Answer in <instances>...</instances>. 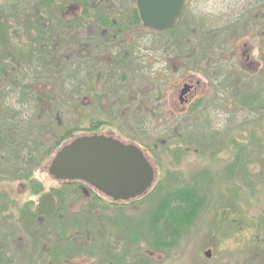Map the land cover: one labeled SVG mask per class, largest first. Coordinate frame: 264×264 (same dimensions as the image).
<instances>
[{"label": "rangeland", "instance_id": "1", "mask_svg": "<svg viewBox=\"0 0 264 264\" xmlns=\"http://www.w3.org/2000/svg\"><path fill=\"white\" fill-rule=\"evenodd\" d=\"M115 1L120 3L123 10L135 4V0ZM254 1L256 0H193L188 16L221 18L232 9L245 4L244 2ZM39 3L40 0H0V8L19 6L26 11L25 15H31ZM113 5L114 10H121L119 6ZM71 6L72 4L67 7V11ZM257 31L256 29L237 45L238 56L241 57L244 52L248 67H253L251 64H255L259 57ZM136 32V39L130 42V47L136 51L134 66L142 68L145 65L146 69L141 75L132 74L129 80L125 81L121 78L122 72L115 70L116 66L110 70L101 67L99 76L80 72V77H76L74 82H65V92L61 89V83L68 64L82 61L79 50L65 49L61 53L72 57L70 63L61 62L58 77H53L49 84L38 86L46 95H51L48 98L52 99L51 105L50 101L41 103L49 111H46L48 116L45 118L38 115V118L46 119L42 120L45 131L49 128L53 131L54 135L49 133L46 136L52 142H57V136L67 129L77 130L79 136H82L84 134L81 132L90 131L93 122L101 123L99 131L106 136L112 134L125 143H133L147 150L156 174L152 189L146 197L136 199L137 202L133 200L131 205H123L120 208L112 207L107 199H104L106 206L97 200L92 202V199L88 203V197L82 193L76 197L68 196V205L60 216L50 222L34 220L33 225L42 231L40 237L43 239L42 242H36L25 233L28 230L23 227L19 218L29 202L31 207L34 202V210H37L40 197L62 189L61 184L47 171L52 157L34 170L33 186L40 185L43 191L41 194L31 193L28 184H0V190L11 193L10 198L0 204V247H4L12 264H30L31 250L39 245L38 252L49 248L55 237L54 228L64 227L66 218L77 216L94 221L93 224L89 221L92 225L88 234L75 239L78 243L76 247L91 250L93 256L78 254L62 264H117L118 261L120 264H264V227L258 230L257 223H264V154H257L258 149L250 145L249 131L245 126L238 131L235 127H239V124L232 126L235 137L244 139L243 144L248 145V151L253 153L251 161L254 165L250 176L255 184V193L250 194L241 189L240 180L227 175V170L239 156L231 143L227 145L230 134L222 136L217 147L216 144L210 146L207 140V146L192 142L193 138L195 140L200 137L201 141H205L208 137L207 132L196 130L202 121L201 117L208 115V110L201 114L191 112L190 107L180 105L179 93L184 84L192 83L196 92L191 103L205 100L208 106L214 95L210 81L201 74L196 75L194 63L184 66L179 56L174 57L168 53L166 47H154L150 32L143 29H137ZM61 37L63 35L56 37V40ZM171 51H174L173 48ZM240 57L238 59H241ZM111 58L114 62L115 57ZM242 58L244 60L243 56ZM98 60L105 64L110 63L107 56ZM125 76L127 79V74ZM75 84H78V87L81 85V88L72 93L71 89ZM114 86L123 88V91L114 90ZM211 121L215 129H218L216 132L232 128L229 125L230 115H215L211 117ZM186 137L191 144L184 141ZM257 139L262 140V135L257 136ZM224 140L226 147H220ZM198 183L202 184L209 194V201L188 228L179 246L164 252L150 246L141 237L133 239L131 234L126 233L133 235L132 228L143 230L146 227L149 216L146 214L152 199L159 198L162 193L166 194L177 186ZM90 204L96 208H91ZM229 206H232L233 210L224 216L220 210ZM84 222L83 225H87V222ZM139 224H143L142 228ZM77 231L70 229L67 232L74 234ZM77 234L80 235V232ZM78 251L83 252L79 249ZM209 251L211 258L205 256ZM33 264L43 263L37 260Z\"/></svg>", "mask_w": 264, "mask_h": 264}, {"label": "trees", "instance_id": "2", "mask_svg": "<svg viewBox=\"0 0 264 264\" xmlns=\"http://www.w3.org/2000/svg\"><path fill=\"white\" fill-rule=\"evenodd\" d=\"M192 3L193 0H187L186 8L173 29L161 33L145 29L143 26L142 29L151 33L154 47H166L168 53L174 57L179 56V60L183 62L184 66L194 63L193 69L196 75L201 74L210 81L211 88L214 89L210 105L207 106L205 100H200L190 106L191 112L196 114L208 110V115L201 117L202 121L196 127L197 131L207 132L208 137L205 138V141H201L200 137L196 136L198 138L195 139L196 141L193 138L192 142L194 141L196 145L207 146L205 143L207 140L210 146L216 144L217 147L219 139L227 133L230 134L231 137L227 145L231 143L232 148L237 151L239 156L232 163V167L227 170V175L240 180L242 190L254 194L255 184L250 176L254 165V162L251 161L253 153L248 151V145L243 144L244 139H241L240 136L235 137L232 126L239 124V127H235L237 131L245 126L249 131L250 145L258 149L257 154H264V0L244 2L245 4L232 9L229 14H225L221 18L188 16ZM71 4L80 5L82 14H88V17H97L110 28H113L110 20L119 16L114 13L113 4H117L115 0H40L31 15H25L26 11L19 6L9 9L0 8V184L14 182L28 184L29 189L32 190L31 193L35 195H39L43 191L40 185L33 186L35 184L34 170L41 163L52 158L62 146L79 136L77 130L67 129L63 134L56 135L57 142L48 140L46 136L49 133L54 134L50 128L45 131L42 125L48 116L46 112L48 110L41 103L50 101L49 105H51L52 99L48 98L51 95H46L38 87L49 84L53 77H58L62 67L61 62L70 63L71 61L70 55L61 53L67 49V37L73 34L74 27L71 28V26L81 24V12H74L71 15H67L65 12ZM90 11L93 13L91 14ZM127 13L129 14L127 17L133 19L135 26L139 29L142 22L138 10H129ZM121 17L120 15L118 18ZM256 29L259 38V57L255 64H251L253 67H248L245 63L247 56L243 55L244 52L241 57L238 56L237 45L242 39L244 40L254 33ZM138 34L141 33L138 32ZM62 35L63 37L56 40V37ZM142 40L140 39V41ZM172 48L176 52H172ZM133 56L129 58L122 54L114 56L111 67L116 66L115 70L122 72V80H129L132 74L141 75L140 73L146 69L145 65L142 68L135 67L136 55ZM54 57H58L57 61ZM128 66L132 69H129ZM83 71L82 61L81 63L71 62L68 64L61 89L63 88L62 90L66 92L67 88L64 83L74 82L75 78L80 77V72L83 73ZM125 74H127V79ZM79 88L81 85L80 87L78 84L73 85L72 93L78 91ZM113 89L118 92L123 91V88L119 86H114ZM40 105H42L41 108ZM40 109H45V111ZM213 113L217 116L220 114L230 115L229 125L232 128L224 132H216L218 129H215L211 121V117L215 116ZM38 115H43L45 118H38ZM100 126L101 123L91 124L90 131L81 133L90 134ZM259 135H262V140L257 139ZM184 141L191 144L187 137L184 138ZM224 145L226 147L225 140L220 144V147H224ZM144 151L149 157V152ZM261 172H263L262 169ZM60 184L62 189L55 191L54 194L61 204L68 201V196L80 195L81 182ZM10 195L11 193L7 190H0V204L4 200H8ZM208 197L210 196L202 184L177 186L166 194L162 193L159 198L152 200L149 198L151 206L146 214L149 216L145 224L146 227L143 228L144 231L134 227L132 228L133 235L126 232V228L125 232L128 235L131 234L133 239L141 237L150 246L160 249V251L172 250L179 246L188 228L199 217L209 201ZM90 199L92 202L97 200L104 203V206L107 205L104 200L106 198L93 189L88 197V203ZM109 202L112 207L116 208L126 204L113 203L110 200ZM72 203L73 201L70 202V204ZM31 205L34 206V202ZM33 206L31 207L29 202L19 218L24 226H29L28 228L34 227L33 222L38 217L37 210H34ZM90 207L96 208L93 204H90ZM64 208L62 205L60 209ZM232 210V206L226 207L224 210L222 207L220 212L226 216ZM65 220L64 227L54 228L55 237L47 250L43 249L41 250L43 252H38L40 245H35L36 254H44L41 263L62 264L65 260L74 257V254L78 252L76 247L78 243L75 239L88 234V229L94 222L85 218H77V216L68 217ZM84 221L87 222V225H83ZM257 223L258 230H261L264 223L261 221ZM139 225L142 228L143 224ZM38 229L36 226L34 230L29 231L33 233ZM70 229H77L80 235L77 234L78 231L68 234L67 231ZM34 236L36 237L38 234L35 233ZM42 240L39 238L36 242H42ZM51 247H55L54 251L56 249H58L57 251H66L68 255L59 260H53L50 255L53 249L49 250ZM70 252L71 255H69ZM33 263H35L34 260L30 261V264ZM0 264H12L11 259L7 258L3 246L0 247ZM142 264L147 263L143 262Z\"/></svg>", "mask_w": 264, "mask_h": 264}, {"label": "water", "instance_id": "3", "mask_svg": "<svg viewBox=\"0 0 264 264\" xmlns=\"http://www.w3.org/2000/svg\"><path fill=\"white\" fill-rule=\"evenodd\" d=\"M135 1L143 26L160 33L176 26L187 3V0ZM48 173L59 182H83L114 202L138 199L155 182L154 167L139 147L96 134L77 137L64 145L52 159ZM38 213L45 218L56 215L57 203L52 193L40 199ZM205 256L211 258V252Z\"/></svg>", "mask_w": 264, "mask_h": 264}, {"label": "flooded vegetation", "instance_id": "4", "mask_svg": "<svg viewBox=\"0 0 264 264\" xmlns=\"http://www.w3.org/2000/svg\"><path fill=\"white\" fill-rule=\"evenodd\" d=\"M115 6L117 7L119 6L118 8H120L121 10L120 11L119 9L115 10L114 13L119 16L121 15L122 17L118 18L119 16H116L115 19L110 20V22L113 24L112 25L113 28L108 27L104 22L97 19V17H88V14H82V8L80 7V5H72L69 11L66 12L67 15L74 13V12L76 13L81 12V15H80L81 24L71 26V28L74 27V30L72 32L73 34H70L66 39L67 41L66 47L67 49L70 48L71 50H74V49L79 50L78 53L80 57H82V66L84 67L83 73H87L90 75L98 74L99 76V74H101L102 72L100 71L102 70L100 69L101 67H103V69L107 68L109 70L112 68L111 66L113 62H112L111 56L122 54L123 56L129 58V57H134L133 55H135L136 51L135 49L130 47L132 46L130 42L136 39L137 27L135 26L133 19H130L129 17H127L129 15L127 12L129 10L137 9L136 2L134 5L124 10L121 8L120 3L115 4ZM90 13L92 14L93 12L90 11ZM142 26L143 25L141 23V27L139 29H142L143 28ZM139 38L141 37L139 36ZM124 49L126 50V52H123ZM102 56L109 57L110 63L105 64L104 62L99 61L98 58ZM129 69H132V68L129 67ZM185 86H188L189 88H186ZM186 89H188L187 92L185 94H182V91ZM195 92H196V87H194L192 83L184 84L179 93L180 105L183 107H187V108L193 105L191 101L195 98L193 96ZM91 124H94V123L92 122ZM94 134L106 135V134H103V132L99 131V127L90 133V135H94ZM107 136L117 138L116 136L112 134H107ZM92 189L95 190L94 188L88 186L87 184L82 183V185L79 187V192L80 194L82 193L84 196L89 197ZM40 198L37 204V215H38L37 220L52 221L63 213L64 210L60 209L62 208V205L65 208H66V205H68V203H65L67 201L61 204V201H59L55 196L56 203H57V213L55 216L51 218H45V217H41L38 213V206H39ZM106 199L108 201L110 200L108 198ZM124 205L128 206L131 204L126 202V204ZM64 216L68 217V215H64ZM23 227L28 230L25 233L28 234L29 238H33L34 241H37L39 238H41L40 235L42 231H40L39 229L37 230V232L35 231L32 233L29 230H34L35 227L33 228H28L29 226H23ZM35 233H37L38 236L35 237L34 236ZM46 233L47 232L45 231L44 234ZM43 249L47 250V248H43ZM77 249L83 252L78 251L77 253L74 254L75 256L78 254H88V255L93 256V253L91 252V250H85L80 247H77ZM49 250L53 251L52 253H50L53 260H59L61 259V257L68 255V253L66 254V251H57L58 249L54 251L55 247H52ZM31 253H32L30 256L31 261L40 260L41 262H43L42 259H43L44 254H40V253L36 254L35 247L31 250ZM71 254L72 253L70 252L69 255ZM71 259H73V257H71L68 260H71ZM68 260H65V262L66 261L68 262ZM117 264H120L119 261Z\"/></svg>", "mask_w": 264, "mask_h": 264}]
</instances>
